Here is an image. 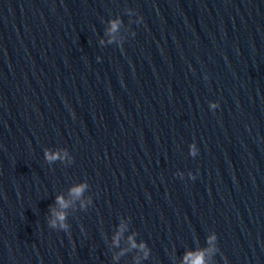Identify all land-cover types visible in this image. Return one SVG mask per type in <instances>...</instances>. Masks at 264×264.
I'll return each mask as SVG.
<instances>
[{"label": "water", "instance_id": "obj_1", "mask_svg": "<svg viewBox=\"0 0 264 264\" xmlns=\"http://www.w3.org/2000/svg\"><path fill=\"white\" fill-rule=\"evenodd\" d=\"M70 2L164 146L264 263V0Z\"/></svg>", "mask_w": 264, "mask_h": 264}, {"label": "clouds", "instance_id": "obj_2", "mask_svg": "<svg viewBox=\"0 0 264 264\" xmlns=\"http://www.w3.org/2000/svg\"><path fill=\"white\" fill-rule=\"evenodd\" d=\"M131 15V12L129 13ZM140 17L137 16L136 22H140ZM120 17H116L115 19H110L107 24L106 33L109 36V41L111 42L114 39V34L118 32L120 24ZM100 43H105L103 39H101ZM99 59V57H97ZM217 107L216 102L210 101L209 108L215 109ZM48 150H45L47 152ZM198 152L197 146L195 143L189 144V152L190 156H196ZM62 156L68 161H72V156L67 149L61 150ZM48 155L45 156V159H48ZM51 162V161H49ZM178 175L183 177L184 173L179 172ZM189 178H194L191 172L188 173ZM88 185L86 182H80L79 184L73 185L70 189V195L74 197H82L84 192L87 190ZM90 201H82V205L85 203H89ZM55 203L57 205V209L51 210V216L48 220V224L51 228H60L65 231L69 230V225L66 221V212L64 209L68 207V200L62 195L58 194L55 197ZM127 232V235L125 233ZM217 235L216 233L210 232L206 237L207 247L204 249H199L194 253L185 252L179 259V261L175 262V264H184L185 257H187L191 264H216V261H212L211 257L213 254L219 251L217 244ZM110 250H112L111 260L113 262H117L119 258L126 254L129 251H134V255L131 258L130 264H142L143 260L148 259L150 255V248L147 243L144 241L136 240V233L128 231L127 221L122 219L120 224L116 226V229L111 234L109 238Z\"/></svg>", "mask_w": 264, "mask_h": 264}]
</instances>
